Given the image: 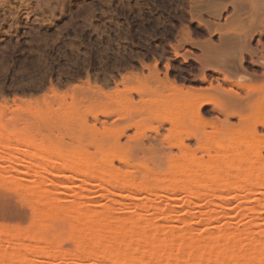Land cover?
I'll list each match as a JSON object with an SVG mask.
<instances>
[{
	"label": "rangeland",
	"instance_id": "374dc122",
	"mask_svg": "<svg viewBox=\"0 0 264 264\" xmlns=\"http://www.w3.org/2000/svg\"><path fill=\"white\" fill-rule=\"evenodd\" d=\"M263 94L264 0H0V230L8 229L0 232V254L31 256L40 200L89 207V215L109 210L114 223L140 208L158 226L186 217L199 227L191 230L197 236L236 223L242 237L256 221L245 235L259 238L264 175L252 193L236 190L227 199L207 179L205 191L216 192L210 202L182 186L186 158L207 164L233 158L243 135L244 149L264 161ZM79 151L112 161L119 176L147 187L116 191L109 176L88 179L71 168L90 167L74 159ZM47 152L57 178L9 166ZM28 188L49 193L31 196ZM167 205L178 210L171 217ZM254 205L256 212L249 210ZM44 220L45 240L55 237L59 250L74 253L67 237L77 227L72 218L55 212ZM9 229L21 240L7 242ZM34 257L41 264L122 263Z\"/></svg>",
	"mask_w": 264,
	"mask_h": 264
},
{
	"label": "bare ground",
	"instance_id": "6f19581e",
	"mask_svg": "<svg viewBox=\"0 0 264 264\" xmlns=\"http://www.w3.org/2000/svg\"><path fill=\"white\" fill-rule=\"evenodd\" d=\"M248 42L249 40H247V43ZM245 45H243L244 49H246ZM178 88L180 87L177 86V89ZM201 96L202 95H200V98ZM187 98L189 102H190L189 99H192L190 97ZM211 100L212 99H210V101ZM189 104L190 106L192 105L191 103ZM189 104L187 105L189 106ZM175 105L173 107L174 109L176 107ZM188 106L187 109L191 108V107L188 108ZM177 109L179 111L182 110L181 108L179 109L178 107ZM245 140H246V136L243 135L239 137V146L238 148L236 147L235 156L233 158L216 159L208 164L205 163L204 160L201 161L200 159L198 160L192 157L186 158L183 165V171H184L183 173L186 176V179L188 180L189 185L188 184L186 185L192 186V188L190 189L188 186L185 185L182 186L183 187L182 189L183 190L186 189V191L187 190H188L187 192L190 191V194H192L193 196L195 195L197 197L204 198L209 202L212 201L209 197H212L213 195L215 196L216 192H213L214 194L207 193L205 191V186L207 185L211 189L220 190V193L216 195L217 197L229 196L230 195L229 193H231L232 191L235 192L236 190L244 191L246 195L242 194L243 197L247 196L249 192L252 193L253 189L251 186H253L254 184L253 182H255L260 177L261 174L264 175V161L261 160V158L256 152L249 153L247 150L244 149L243 144ZM46 145L47 144H45V146ZM47 146L49 147V144ZM39 147H41V145H39ZM39 149H43V148L41 147ZM25 152L29 154V152L27 151ZM80 152L81 151L77 153V156L74 157V159L81 163H88L90 167L88 166L83 168H75V167H71L72 165L69 166L72 169H77L82 175L88 177V179L93 178L90 180H94L96 178L95 181L101 180L102 182L103 178L109 176L108 177L109 179L107 178V180H109L110 183H112L111 180H114L112 183L113 187H115L114 182L116 181V188H113L116 191L119 189L117 188V186L119 185H120L119 187H121V185L122 187L130 186V188L132 187L135 191H137L138 189L142 190L141 188L142 183H139V185L137 183L135 184L134 183L135 180H130V176L127 178L125 177V175L120 173L122 175L121 177L118 175L119 172L112 170L114 168L112 164H111L112 166H110V163H112V161L111 162L110 160L100 161V159L97 160L93 158L86 159V156L82 154L83 152L79 154ZM52 164L53 162L48 152L44 157H40L39 154L35 153L32 156H30L28 160L24 161L20 165L15 162L9 161L10 168H14V169L23 168L25 169V172L28 175L43 176V177L49 176L51 178H57L59 174L57 173L56 167H54ZM105 179H103V182ZM207 179H209L210 183L206 185L204 182ZM241 182L243 184H241ZM145 185L146 184H144L143 186ZM145 187H147V185ZM30 190L32 191L30 192ZM30 190L27 193H29V195L32 196L33 192H35V189L30 188ZM115 190H112L111 193ZM153 190H154V186H153ZM168 190L169 189H166L165 191ZM47 192L49 193V191L42 192L37 190V192H35V196H39L41 194L44 195L43 193H45V195H48ZM49 201L50 200H48V202L41 203L40 200L38 205L35 204L37 205L36 207L37 209L34 207L35 205H32L33 203H31L32 208L34 207V209H36V210L33 209L34 212L35 213L38 212L37 213L38 215L36 214L37 217H34V219L36 218V220L33 219L37 224V230L34 237L35 242L33 241L35 244H33L32 246L29 245L31 246V248L28 247L27 250L28 253L30 250L29 254H31V256L34 255L36 257L37 256L41 257L42 255H45L53 258L54 257L70 258L69 256L83 255L86 257H91L93 259L94 258L100 259L99 256H102L105 257V259L109 257L114 261H116L117 263L122 262L121 264H123V262L126 264H163V263L164 264L165 263L166 264L167 263L169 264H264V238L260 237L261 235L262 236L264 235V228L262 229L260 228L261 231L259 229L260 233H262L260 235L258 232L259 238H256L255 236L254 239H251V237L248 239L247 236L245 235L248 234V232L250 233V231L253 232V228H255V226L257 225L254 219H253L254 222L253 223L251 222V226L246 225L248 226V228L246 227L243 228L244 231H246L243 234L244 236H242V237L246 236L244 241L240 234H238V236L236 235L235 230L240 229L239 225H236V223L234 224L229 223L224 227L214 226L213 227L214 229L209 230V232L205 233L204 235L200 234L201 236L200 235L197 236L198 234L197 233L194 234L193 232H191V230H194L195 228L198 229L199 227L198 226L193 227V225L191 226L192 223L189 224L190 219L187 218L188 219L187 222L186 217L184 218L176 217L180 225H174L168 227L166 225L158 226L156 224L150 223L151 222L150 219L146 220L148 216L144 217V215H142L143 214L141 213L143 211L142 208H140V211H138L136 207L135 209L137 210V213L142 215V217L145 218V220H142L141 216L138 217L139 214L138 215L135 214L136 217H134L133 216L134 214L132 213L133 215L130 214V217L129 214L127 215V218H125L126 220L125 219L124 220L122 219L120 221L117 220V222L115 221L114 223V221H112V217L114 218V216L111 215V212H109V210L103 211L96 215L90 214L91 215L90 216L89 212L91 211H89L90 210L89 207H79V206L76 207L72 205V203L71 205H69L70 203L69 204L67 203V205H62L63 203L60 204V202L58 203L57 201H50V202ZM262 203L261 205L259 204V207H261L259 209H262L263 207ZM136 205L137 206L139 205V207H141L144 204L135 203V206ZM173 208L172 206L167 205L164 208V211L166 212V213L164 212V214L165 215L169 214L171 217V214L175 213L174 210L175 211L177 210V208L174 209ZM143 209H146L145 206ZM249 210L256 212L258 210V206L254 205L251 208H249ZM55 212H61L62 214L64 213V215L65 214L69 215V217H71L73 221L72 224L71 222H69L71 226L73 225L77 226L75 227V229L73 228L74 230L70 229L72 234L70 233L71 235L69 234V236H67L69 238H72L77 245L76 247L77 250L75 252L72 250L74 253L68 254L67 252L70 250H67L66 252L64 251V249H62L64 252H62L61 249L59 250L57 246V241H58L56 240L57 238L55 239L54 237L53 238L54 240L52 239V241H47L44 238L43 228L44 225L46 224L45 223L46 221L44 219L48 218V216H50L52 213ZM85 215H87L86 218L83 217ZM56 216L57 215L54 214L53 217ZM167 217L170 219L169 216ZM204 222H208V221L205 220ZM171 223L172 221L170 222V224ZM199 223L201 224V220ZM252 225L255 226L252 228ZM204 226L207 227V225L205 224ZM7 230L5 231V233L7 232ZM26 230L28 231L29 229L27 228ZM9 231H10V236L8 240H6L7 242L21 240L22 235L18 230L12 231L9 229ZM194 231L196 232V230ZM3 232H1V234L5 235V233ZM28 234H30V232ZM21 253L8 252L5 254H0V264H39L40 263V261L35 260L37 258H35L34 256L31 257L29 255L30 257H27ZM37 261L39 263H37Z\"/></svg>",
	"mask_w": 264,
	"mask_h": 264
}]
</instances>
